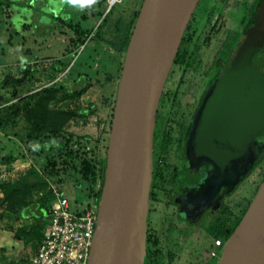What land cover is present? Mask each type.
<instances>
[{"label":"water","instance_id":"water-1","mask_svg":"<svg viewBox=\"0 0 264 264\" xmlns=\"http://www.w3.org/2000/svg\"><path fill=\"white\" fill-rule=\"evenodd\" d=\"M198 0H141L118 76L104 175L86 264H146L149 154L158 99ZM260 8L254 13L259 15ZM264 24L245 38L221 78L210 82L183 139V170L198 175L180 189L178 213L200 215L243 182L264 157V74L252 57ZM191 171V172H192ZM212 264H264V178Z\"/></svg>","mask_w":264,"mask_h":264},{"label":"rangeland","instance_id":"rangeland-1","mask_svg":"<svg viewBox=\"0 0 264 264\" xmlns=\"http://www.w3.org/2000/svg\"><path fill=\"white\" fill-rule=\"evenodd\" d=\"M12 1L14 3L9 8L0 6V57L7 58H0V90L9 89L10 85L5 84L4 80L11 77L4 76L6 72L19 78L25 69L28 71L23 77L21 88L16 93H6L3 96L0 93V123L7 120L6 114L11 111L12 104H16L22 111L32 106L41 88L64 87L72 91L78 90L84 82L86 89L81 95H65L59 90L55 99L48 104V110L74 114L64 124L61 132L65 136L72 135L76 144H79L81 136L90 138L86 142L89 150L97 146L96 154L103 158L102 147L95 144V138L97 136L104 138L101 133L107 128L113 107L120 73L119 64L123 58V53L120 54L117 51V42L133 14L138 11L141 0H122L106 13L105 0H97L93 5H84L81 0H75V2L72 0ZM244 1L203 0L200 3L193 24L195 39H198L191 69L200 63L199 72L191 77L195 82L200 79L202 72L204 73L210 67L211 60L215 57L223 38L226 37L227 30L234 26L230 19L231 14H235L238 5ZM80 16H84L85 21L81 22ZM91 17L93 19H90ZM60 21L81 22L87 34L81 48L75 49L70 42V32L60 25ZM22 24L24 26H21ZM255 60L264 63V50L255 56ZM260 70L264 73V64ZM189 77L186 73L184 79ZM191 90V86L179 88L178 92L181 93L178 97L180 104V112L176 117L178 121L180 113L186 109L185 103L188 101ZM85 109H92L94 112L86 119L79 117L81 110ZM163 109L165 110L162 113H165L166 105ZM18 119L21 124H24L21 118ZM174 126L172 125V128ZM153 129L154 127L152 132ZM156 134L158 137L154 145L151 139L150 149L151 147L152 149L149 154L151 181L148 209L152 211L149 213L147 209L146 214L152 229L151 236L154 237L152 239H156V243L145 244L147 261L149 264H212L219 250L213 247L214 242H225L223 233L226 229L230 230L237 221L239 222L242 212L244 213L256 191L255 188L264 178V159L224 201V212L221 218L226 217V225L222 233L214 232L212 217L209 216L192 230L181 225L174 216L171 199L182 180L183 172L176 157V146L169 147L162 144L158 146L159 131H156ZM40 145L43 146L41 157L54 156L58 152L63 155L66 151L63 146L58 147L55 144L52 151L48 152L45 143ZM159 148L161 151L157 158L155 152ZM16 151L13 155L15 158L10 157L12 166L9 163V157H2L0 185L17 181L29 169V166L33 165L41 171L44 165V160L37 155V150L32 151L26 143L16 144ZM75 153H72L68 160L76 166L77 157L82 153L79 150ZM83 154L86 155V152ZM66 159L64 155L61 160L67 162ZM156 173H159L162 180L155 176ZM61 189L67 196L69 204L84 202V187L76 174L71 181L62 185ZM40 191L33 192L29 199L32 202L44 200L43 206H46ZM150 194L153 195L152 201ZM5 209L0 190V248L4 250L2 264H29L33 255L31 248L23 247L22 243L14 238L13 233L31 220L23 221L8 215Z\"/></svg>","mask_w":264,"mask_h":264},{"label":"trees","instance_id":"trees-1","mask_svg":"<svg viewBox=\"0 0 264 264\" xmlns=\"http://www.w3.org/2000/svg\"><path fill=\"white\" fill-rule=\"evenodd\" d=\"M0 6L9 8L10 3L7 0H2L0 1ZM136 15L137 11L133 14L131 21H129L125 26L122 37L118 38L117 51L120 54H124ZM79 19L81 22L85 21L84 16H80ZM81 22L73 23L71 21H60V25L66 27L67 30L73 35L74 38L73 40L70 39V42L74 45L75 49L80 47L84 43V37H87L85 28L81 26ZM119 66L121 67V63ZM256 66L257 68H261L262 63L257 61ZM26 71L28 70L25 69L19 78H6L4 80L5 84L8 83L11 85L20 86L21 82L24 81L23 77H25L24 75L27 73ZM85 84L86 83L83 82V86H80L78 90L72 91L64 87L41 88L39 89L40 91L36 95V99L32 106L27 107L22 111V109L18 108L16 104H12L11 111H8L6 114L7 120H5L3 123H0V130H3L8 124H12L16 118H21L27 124L22 143H26L32 151L37 150V155H40V158H43L44 160V165L41 168V171L37 170V168H34L33 165L29 166V169L20 178H18L17 181L0 185L2 201L5 204V210L7 214L23 221L31 220L30 223H25L24 225H21L19 228H17L14 231L13 236L16 240L22 243L23 247L29 246L33 254L35 253L42 238V229L46 223L48 216L47 214L52 199L50 192L47 190V183L45 179H48L61 187L65 183L71 181L73 175L76 174L79 182L82 184V187H84L85 199L92 198L94 200H98L99 197L104 175V157L102 158L97 156V146H93L92 149L89 150L86 142L90 139L80 138L81 140L79 139V144H76L72 135L65 136L64 133L61 132L64 124L69 120V118L74 116V114L65 112H51L48 110V104L55 99V96L59 90L65 95H81L86 89L84 86ZM91 114H93L92 109H85L81 110L79 117L85 118ZM110 118L111 113L107 128L101 133L104 135V138L95 139V144H99L102 147L103 156H105L106 138L108 135ZM261 136H264V131L259 137ZM43 143H45L46 150L48 152L52 151V147L55 144H57L58 147L59 145L63 146V149L66 151L63 153V155H60L61 153L58 152L54 156H49L47 158L41 157V150L43 146L40 144ZM77 150H79L82 154L77 157L78 160L75 166L69 162L68 157H70L72 153H75ZM85 152L86 155L83 154ZM64 155L67 157V162H62L61 160ZM52 160H55L56 163ZM73 163L75 162L73 161ZM158 175L159 173L155 174L157 177ZM39 191L41 192V195L43 194L42 197L45 199L47 204L46 206H43L44 200L32 202L29 199L33 192ZM150 198H153L152 194H150ZM237 223L238 221L232 228H230V230H228V232L224 235V238H228ZM145 242L146 244H154L153 241L151 242V236L149 233H146ZM3 251V248H0V264H2ZM146 264H149V261H147V256Z\"/></svg>","mask_w":264,"mask_h":264},{"label":"flooded vegetation","instance_id":"flooded-vegetation-1","mask_svg":"<svg viewBox=\"0 0 264 264\" xmlns=\"http://www.w3.org/2000/svg\"><path fill=\"white\" fill-rule=\"evenodd\" d=\"M222 1H226V0H220V2ZM201 2H203V0H198L193 10V13L189 18L187 25L183 31L175 57L167 73L166 79L164 81L158 99V103L153 118L152 128L154 127V129L153 132H151L152 144L156 141V137H158L156 131H159L160 137H159L158 146H161V144L169 147L176 146L175 152H176L177 160L179 161V167H181L185 161L183 156V146H182L183 139L190 127L191 119L196 110V107L206 90L205 88L210 82L221 78L224 71L228 68L238 48L242 44L245 38V34L246 33L257 34L259 31L262 30L264 24V21L262 20L261 17L254 16V13L259 8L261 10L259 15H262V17L264 16V0H250L249 2L245 0L244 2H241L235 11V14H231L230 16L231 22L234 24V26L231 29L227 30L225 34L226 37L223 38L222 42L220 43V46L215 54V57L211 60L210 67L206 71H204V73L202 72V74L200 75V79L197 82H195L194 80L191 79V77L193 76L194 73L199 72L200 63L196 64V66H194V68L191 69L194 60V54H195L194 51L196 49V41L198 39V38L195 39V27L193 29V24L195 22V16L197 14V8L200 6ZM263 50H264V44L263 47L252 57L253 63L256 64L257 61L255 60V56L258 55ZM258 62L262 63L261 61ZM263 64L264 63H262V65ZM261 68H257V69L261 73H263L260 70ZM191 71L192 73H190ZM186 73L190 77L184 79ZM188 83L190 84L188 85ZM183 86L184 88L186 86H191L192 90L190 91V96L188 97V101L185 103L186 109L180 113V118L178 121V119H176V117L179 115L180 112L179 110L180 104L178 97L181 93L178 91L179 88ZM165 105H166V111L165 113H162V111L165 110L163 109ZM172 125L175 126L172 128ZM256 140L264 141V138L261 136V137H257ZM159 151H161L160 148L157 149L155 152L157 158L159 157ZM263 159L264 157L261 159L259 164L262 162ZM256 167H254V169L251 171L249 176L254 172ZM191 171H192L191 169L188 171L183 170V172L181 173L182 180H180V183L177 185L176 193L171 199L174 206V216L176 218V221H178L181 225L194 230L195 227L198 224H200L201 221H203L205 218H208L209 216L210 218L212 217L211 218L213 224L212 229L214 230V232L216 234L222 233L226 225L225 224L226 217L221 218L224 212L223 210L224 201L227 198H229L238 189V187L224 197L221 205L218 208H216L215 205L212 204L210 207L205 208L203 212L200 213L199 216L194 215L193 212L189 213L188 211H186L185 217H182L178 213V203H177V198L180 194V189L185 185L195 184L199 178L196 173ZM158 178L162 180L160 175L158 176ZM256 189L257 187L255 188V190ZM152 200L153 198L151 199V201ZM148 210L149 213L152 211V209L150 208ZM145 224L147 231L146 233H149V235L151 236L152 229L150 228L147 219L145 221ZM228 230L229 229H226V231L223 233V236L228 232ZM152 238L154 237L151 236V242L153 241V243L155 244L156 239H152ZM218 242L221 247L223 242L220 241ZM219 248H215V249H219Z\"/></svg>","mask_w":264,"mask_h":264},{"label":"built area","instance_id":"built-area-1","mask_svg":"<svg viewBox=\"0 0 264 264\" xmlns=\"http://www.w3.org/2000/svg\"><path fill=\"white\" fill-rule=\"evenodd\" d=\"M122 0H105V13ZM81 48V47H80ZM52 199L42 238L29 264H86L91 246L98 200L69 204L60 186L45 179ZM219 248V242L213 244Z\"/></svg>","mask_w":264,"mask_h":264},{"label":"crops","instance_id":"crops-1","mask_svg":"<svg viewBox=\"0 0 264 264\" xmlns=\"http://www.w3.org/2000/svg\"><path fill=\"white\" fill-rule=\"evenodd\" d=\"M0 1H2V0H0ZM7 1L10 3V5H12L14 3V1H12V0H7ZM90 19H93V18L91 17ZM21 26H24V25L22 24ZM70 36H71V39L73 40L74 37L71 33H70ZM62 42L64 43L63 40H62ZM23 46H24V43H23ZM0 58L1 59H7V58H2V57H0ZM13 72H15V71H13ZM4 76L11 77V78L15 77V76H12L11 74H9V72H6L4 74ZM9 85H10L9 89L7 88V89H1L0 90L1 91L0 93L2 94L1 96L5 95L6 93H11V94L16 93L17 90L21 88V85L20 86H15V85H11V84H9ZM91 115H93V114H91ZM88 116H90V115H88ZM88 116H86L85 119L88 118ZM18 120L19 119L16 118L12 124H8L3 130H0V160H1L0 162H2V159H3L2 157H9L10 165L12 164L11 163L12 158L13 159L15 158L13 155L15 154V151H16V144L19 145V142L20 143L22 142L24 135H25L26 127H27V124L23 120L22 121L24 124H21V122H19ZM81 138H88V137L81 136ZM97 138H99V137L97 136L95 139H97ZM88 139H90V138H88ZM11 156H12V158H10Z\"/></svg>","mask_w":264,"mask_h":264},{"label":"clouds","instance_id":"clouds-1","mask_svg":"<svg viewBox=\"0 0 264 264\" xmlns=\"http://www.w3.org/2000/svg\"><path fill=\"white\" fill-rule=\"evenodd\" d=\"M72 2H75V0H72ZM81 2L84 5H93L97 2V0H81Z\"/></svg>","mask_w":264,"mask_h":264}]
</instances>
